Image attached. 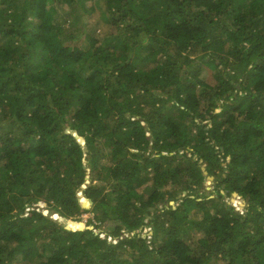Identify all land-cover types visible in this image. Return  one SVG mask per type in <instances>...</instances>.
I'll return each mask as SVG.
<instances>
[{
	"label": "trees",
	"instance_id": "trees-1",
	"mask_svg": "<svg viewBox=\"0 0 264 264\" xmlns=\"http://www.w3.org/2000/svg\"><path fill=\"white\" fill-rule=\"evenodd\" d=\"M0 264H264V0H0Z\"/></svg>",
	"mask_w": 264,
	"mask_h": 264
},
{
	"label": "rangeland",
	"instance_id": "rangeland-1",
	"mask_svg": "<svg viewBox=\"0 0 264 264\" xmlns=\"http://www.w3.org/2000/svg\"><path fill=\"white\" fill-rule=\"evenodd\" d=\"M60 15V14H59ZM61 15H63L62 13H61ZM62 17V16H61ZM67 18V16L65 15L64 16V18H63V20L65 21V19ZM90 19L88 20V23H89V26H91L93 29H103V23H102V21L100 20V17H99V14H97V12L96 13H93L90 17H89ZM66 26H68V24L66 23ZM207 122V120H204V123H206ZM195 132V131H194ZM182 152V151H181ZM188 155H190V153H188ZM201 162V161H200ZM84 167L87 169V177H88V179L90 178V167L88 166V160L87 159H84ZM202 168H203V170L205 171L206 170V164L205 163H203V165H202ZM204 174H205V172H204ZM206 175V174H205ZM203 184L205 185V187H206V190L207 191H211V190H214V187H215V180L213 179H211L210 177L209 178H205L204 179V181H203ZM223 191V190H222ZM224 193H225V191H224ZM183 195H185V193L183 192V193H179L178 195H177V197L178 198H181ZM245 199V198H244ZM228 200H229V202H231L232 203V201H231V197H229L228 198ZM245 201H246V205H245V207H244V209H241V210H239L240 212H245L246 211V206H247V200L245 199ZM170 204H172L173 206H176L177 204H178V202H175L174 200H171L170 201ZM233 204V203H232ZM91 206V205H90ZM199 215H201V213L199 214ZM83 217H84V219H86V218H88V217H91V213H85L84 215H83ZM117 224H119V221L117 220V219H113V218H108L105 222H104V224H102V226H101V228H96V229H94L95 231H97V232H101V236H103V237H105V236H107V232L109 231H111V230H113V227L115 226V225H117ZM90 227L91 228H93V226L92 225H90ZM103 229H105V230H103ZM123 231H126V230H123ZM140 231H142L144 234H147V235H149L148 237H150V235L152 234V229H151V227H149V226H147V227H145L144 229H140ZM143 234V235H144ZM108 239L109 240H113L111 237H108Z\"/></svg>",
	"mask_w": 264,
	"mask_h": 264
},
{
	"label": "water",
	"instance_id": "water-1",
	"mask_svg": "<svg viewBox=\"0 0 264 264\" xmlns=\"http://www.w3.org/2000/svg\"><path fill=\"white\" fill-rule=\"evenodd\" d=\"M204 172H205V174L207 175V176H206L207 178L210 177L212 180L214 179V176L209 175L207 170H205ZM222 193H224V191H222ZM234 195L241 196V195H240L238 192H236V191L232 193V196H234ZM232 196H231V201H232ZM245 202H246V201H245ZM230 203H231V202H230ZM232 203H233V201H232ZM91 204H92V201H91ZM233 204H234V203H233ZM234 205H235V204H234ZM83 206H84L85 208H88V206H85L84 204H83ZM45 211H48V210L45 208ZM54 217H55L57 220L63 222L64 224H67V223H68V218L65 217V216L57 215V214H56Z\"/></svg>",
	"mask_w": 264,
	"mask_h": 264
},
{
	"label": "clouds",
	"instance_id": "clouds-1",
	"mask_svg": "<svg viewBox=\"0 0 264 264\" xmlns=\"http://www.w3.org/2000/svg\"><path fill=\"white\" fill-rule=\"evenodd\" d=\"M149 134V133H148ZM90 180V179H89ZM184 193H186V192H184ZM242 196V195H241ZM243 197V196H242ZM232 204V203H231ZM172 205V204H171ZM232 205H234V204H232ZM235 206V205H234ZM174 207H176V206H174ZM236 207V206H235ZM236 209H237V207H236ZM237 210H239V209H237ZM90 227V226H89Z\"/></svg>",
	"mask_w": 264,
	"mask_h": 264
}]
</instances>
